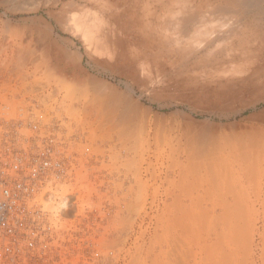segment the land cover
<instances>
[{"label": "bare ground", "instance_id": "6f19581e", "mask_svg": "<svg viewBox=\"0 0 264 264\" xmlns=\"http://www.w3.org/2000/svg\"><path fill=\"white\" fill-rule=\"evenodd\" d=\"M0 1L12 12L34 15L38 24L35 25L39 27L34 30L42 32V38L46 35L48 39V44L41 39L47 45L40 55L43 57L40 61L44 60L38 62L31 57L26 61L29 63H25L31 78V91L42 92L51 99L63 96L62 99L71 102L68 112L75 119L78 114H83L92 120L86 125L91 128L86 140L88 144L85 142L84 146L89 150L85 152H89L86 161L93 160V156L97 161L102 158L104 169L108 160L110 164L106 168L112 169V176L123 174L126 179H129V172H125V168L134 166L132 177L139 198L148 188L153 189L150 190L155 195L162 158H173L171 164L167 163L166 180L178 183L175 186L180 191H186L185 182L190 179L212 186L203 190L206 193L209 188L213 190V194L209 192L212 195L211 200L208 196L210 202L200 211L189 210L187 244L167 247L153 240L137 241L125 248L126 264H166L168 252L169 264H264V123L238 130L234 142L239 144V150L233 148L234 143L233 152L223 149L208 152L209 149L204 148L205 152L193 154L196 152L193 149L192 154L185 153L184 157L176 159L161 152L160 138L151 130L146 127L136 129V121L151 111L142 105L143 100L151 103L178 97L177 101H186L184 96L191 97L199 92H223L242 97L251 85L264 83V0ZM9 26L12 28L13 25ZM31 31H27L28 34ZM43 32L47 34L43 35ZM60 33L68 39L65 38L64 47L57 46L58 50L54 51L50 47L56 46V37H60ZM5 59L4 62L13 64V58L7 56ZM15 60L17 69L25 65L24 61ZM51 68L60 76L48 71ZM166 107L169 105L160 108ZM248 109L244 106L240 113ZM192 139L194 142L195 137ZM81 140L76 144L81 146ZM80 162L82 164V160ZM118 182L116 184L122 183L118 187L124 192L125 183ZM201 185L200 188L205 184ZM68 192L64 189L65 211L71 207L72 196L68 197ZM129 192L133 194L134 188L131 187ZM151 208L155 210L153 220L160 218L157 213L161 210L155 198Z\"/></svg>", "mask_w": 264, "mask_h": 264}, {"label": "rangeland", "instance_id": "374dc122", "mask_svg": "<svg viewBox=\"0 0 264 264\" xmlns=\"http://www.w3.org/2000/svg\"><path fill=\"white\" fill-rule=\"evenodd\" d=\"M4 4L3 1H0V46L2 45L0 47V60H3L0 61V172L4 177L19 178L24 188L28 187L27 190L25 189V193L29 195L26 200L27 209L29 217L34 222L32 229L38 228V233L35 235L31 231L27 232L29 240L22 244L20 248L22 252L19 256L14 253L15 260L12 259L14 254H11L7 264H108L109 261V264H126L124 262L125 248L137 241L148 242L153 240L159 242L160 246L167 247H172L171 244L184 245L190 238V232L186 228L190 217L189 210L192 208L200 211L210 202L212 198L210 193L213 194V190H210L212 186L204 181L199 182L190 179L185 182L186 191H180L176 187L178 183L172 184L170 180H166L167 166H169L167 163L171 164L173 158L171 160L165 158L168 159L167 161L162 158L160 166H158V174L160 173L156 184L158 191L156 190L155 195H153V191L151 192L153 189L148 188L139 198L137 196V184L132 177L134 166L130 165L129 167L128 165L125 168V172H129V179H126L123 174L112 176V169L106 168L109 167L107 164H110L108 160L104 169L103 164H101L102 158L97 161L92 155L93 160L86 161L89 152L85 154L88 149H85L84 146L89 137L88 131L91 129L86 125H90L92 120L83 114H78L75 116L78 118L75 119L74 115L68 112L71 102L62 99L63 96L51 99L42 92H40L42 94H37L36 91H31L33 89L31 78L26 69V64L29 62L26 61H30L31 57H35L38 62L44 60L40 61L43 58L40 55L41 53L43 55L47 46L44 44L45 41L48 44L46 32H43L45 36L42 38V32L39 33V31L34 30L39 28L33 19L34 15L12 12ZM11 24L13 25L12 28L9 26ZM30 29L32 36L28 34ZM65 38L68 39V36L60 33V37L59 35L56 37V46L50 48L55 51L59 47H64ZM41 39L44 40V43ZM41 47L43 48L42 51ZM7 56L14 59L13 64L9 65V62H4L7 60L5 59ZM15 59L20 60L19 62L24 61L25 67L21 66L17 69L14 64ZM48 71L51 73L54 71L55 76L56 73L58 74V71L53 68L48 69ZM58 75L60 76V74ZM252 87L254 88L252 89ZM184 97L186 101L184 99L177 101L178 97L173 98L176 103L170 98L151 103L143 100L142 105L146 106L145 108L148 106L151 111L149 115H146V119L143 117L139 118L138 122L136 121L138 124L136 129L146 127V129L151 130L153 135H156L158 139L160 138L161 152L169 153L170 157L171 155L174 156V159L180 156L184 157L189 153L192 154L194 151L196 152L193 154H197L201 151H208V149V152H218L222 149V151L231 152L232 146L235 144L236 146L233 148L237 147L238 149H236L239 150V144L234 142V138L240 132L238 130L244 129L245 126V128H249L264 123V83L251 85L242 97L233 94L227 95L223 92L217 94L199 92L191 97ZM164 105H169V107L160 108ZM244 106L249 109L241 114L240 111L244 109ZM171 107L173 108L171 109ZM86 121L87 123H85ZM119 121L117 120V122ZM84 123L85 125H83ZM213 131L216 133L214 134ZM198 133L200 134L198 135ZM83 134L86 136L83 137ZM192 137H195L194 142ZM212 139L214 140L212 141ZM80 140L82 141L81 146L76 144L80 143ZM232 141L233 144H231ZM204 143L207 145H205L206 147ZM229 146L230 148H226ZM213 147L216 148L213 149ZM79 148L82 150L80 151ZM170 148L172 149L170 150ZM83 149L85 150L83 151ZM50 158L52 165L49 167L51 169L48 170L49 168L44 166V161ZM15 166H17V170H15ZM80 167L87 170L85 171ZM128 168L131 169L128 170ZM78 170L80 172H77ZM120 180L125 183L124 192H122V188L118 187L122 183L116 184ZM129 186L134 188L133 194L129 192L131 188ZM205 187H210L207 190L211 192H204L206 191ZM64 189L69 190L68 197L72 196L69 211L63 209ZM208 196L210 200H208ZM154 198L161 210L157 213L160 217L157 220H153L155 210L151 208ZM204 200H208V202ZM123 203H127V205L124 206ZM128 205H131L132 208ZM67 211L68 214L66 215L65 212ZM188 232L189 235H187ZM102 239L103 241H101ZM109 243H111L110 246ZM113 243L115 244L113 245ZM168 253H166V258H168V261H165L166 264L171 263L169 260L170 253ZM167 255L169 256L167 257Z\"/></svg>", "mask_w": 264, "mask_h": 264}, {"label": "built area", "instance_id": "2783aa9c", "mask_svg": "<svg viewBox=\"0 0 264 264\" xmlns=\"http://www.w3.org/2000/svg\"><path fill=\"white\" fill-rule=\"evenodd\" d=\"M51 165V158L44 161L45 167ZM25 189L28 187L24 188L19 178L4 177L0 172V264H7L11 254L20 255L22 244L29 240L28 231L38 233L37 227L35 231L32 229L34 222L29 217L26 202L29 195Z\"/></svg>", "mask_w": 264, "mask_h": 264}]
</instances>
